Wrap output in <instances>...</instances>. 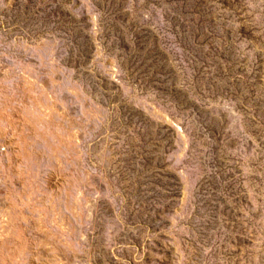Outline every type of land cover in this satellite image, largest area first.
Masks as SVG:
<instances>
[{
	"label": "rangeland",
	"instance_id": "obj_1",
	"mask_svg": "<svg viewBox=\"0 0 264 264\" xmlns=\"http://www.w3.org/2000/svg\"><path fill=\"white\" fill-rule=\"evenodd\" d=\"M0 264H264V0H0Z\"/></svg>",
	"mask_w": 264,
	"mask_h": 264
},
{
	"label": "water",
	"instance_id": "obj_2",
	"mask_svg": "<svg viewBox=\"0 0 264 264\" xmlns=\"http://www.w3.org/2000/svg\"><path fill=\"white\" fill-rule=\"evenodd\" d=\"M228 115L230 116L233 125H237L239 123V117L234 115L233 110L231 108L228 109Z\"/></svg>",
	"mask_w": 264,
	"mask_h": 264
}]
</instances>
